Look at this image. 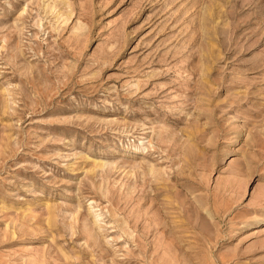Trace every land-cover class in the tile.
Instances as JSON below:
<instances>
[{
	"label": "rangeland",
	"instance_id": "obj_1",
	"mask_svg": "<svg viewBox=\"0 0 264 264\" xmlns=\"http://www.w3.org/2000/svg\"><path fill=\"white\" fill-rule=\"evenodd\" d=\"M0 264H264V0H0Z\"/></svg>",
	"mask_w": 264,
	"mask_h": 264
}]
</instances>
